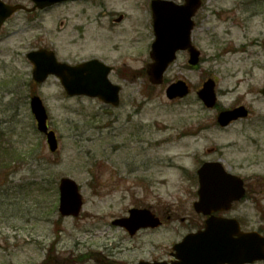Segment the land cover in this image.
Wrapping results in <instances>:
<instances>
[{"label": "rangeland", "instance_id": "1", "mask_svg": "<svg viewBox=\"0 0 264 264\" xmlns=\"http://www.w3.org/2000/svg\"><path fill=\"white\" fill-rule=\"evenodd\" d=\"M150 1L66 2L57 6L55 14L71 20L72 29L79 18L84 19L83 9L101 22L119 13L149 20ZM194 22L192 42L201 54L197 67H189L188 56L179 52L162 86L147 79L124 84L117 107L97 98L68 97L53 78L34 84L23 55L25 46L19 40L18 15L3 27L0 264H136L166 259L180 237L174 229L177 222L154 234L143 231L131 237L111 221L125 217L130 208L145 207L161 190H167L166 204L173 217L192 212L198 187L181 180L180 167L194 175L207 160L220 159L227 170L246 179L248 202L238 215L244 228L264 235V97L260 93L264 87V0H202ZM123 26L111 27L112 33L106 31L104 36H85L77 43H73L77 36L72 34V39L59 31L55 50L61 60L72 62L130 50L136 59L131 62L140 68L144 60L150 61L153 32L144 36L138 25L128 47L127 36L120 33ZM112 60L121 64L119 59ZM208 77L216 81L218 109L242 104L249 110L246 118L226 127L217 125L218 109H207L196 96ZM178 79L189 84L190 94L168 100L165 87ZM32 91L46 107L49 128L58 139L55 152H50L45 136L36 128L29 104ZM212 147L215 153H208ZM61 177L79 185L84 204L78 217H61L58 212ZM145 178L149 181L135 184L136 179ZM182 189H190L192 196Z\"/></svg>", "mask_w": 264, "mask_h": 264}, {"label": "water", "instance_id": "2", "mask_svg": "<svg viewBox=\"0 0 264 264\" xmlns=\"http://www.w3.org/2000/svg\"><path fill=\"white\" fill-rule=\"evenodd\" d=\"M43 7L60 0H35ZM201 6V0H184L178 4L171 0H152L154 41L150 56L153 63L149 66V77L152 83L160 84L163 73L169 63L175 58L177 50H189V64L199 61V51L191 45V31L194 27L192 17ZM20 8L19 5L9 6L0 2V25L11 13ZM28 58L34 64L33 78L42 82L48 74L59 77L62 86L69 96L87 95L99 97L106 103H119V87L110 83L107 78L108 67L89 61L77 66L56 61L53 53L32 52ZM215 82L209 78L203 82L197 95L206 107L216 103ZM187 84L178 80L166 89L169 99L187 95ZM261 93L264 95V88ZM30 106L36 119L37 129L45 133L46 141L51 152L57 150L58 143L54 131L48 130L47 113L38 96L31 98ZM247 111L244 107L221 111L217 122L227 125L238 117H244ZM199 175L200 200L195 209L204 214L209 213L208 206L217 198L239 199L243 193L242 181L238 177L225 172L219 162H206L197 171ZM231 199V200H230ZM83 200L77 183L62 177L59 181L58 211L62 217L79 215ZM146 209H130L127 217L112 221L113 225L123 227L129 235H134L140 228L154 227L158 223ZM175 260L167 262H146L137 264H246L264 260V237L256 231L242 232L235 219L210 217L205 229L187 235L181 242L173 246Z\"/></svg>", "mask_w": 264, "mask_h": 264}, {"label": "flooded vegetation", "instance_id": "3", "mask_svg": "<svg viewBox=\"0 0 264 264\" xmlns=\"http://www.w3.org/2000/svg\"><path fill=\"white\" fill-rule=\"evenodd\" d=\"M74 1H86V0H63L61 2L51 3L43 7L38 6L35 0H17V1L0 0L1 3H4L6 5L20 6V8L17 11H14L7 18H5V20L0 26V31L11 19H13L15 16L18 15V21H19L18 25L20 31L19 40L22 46L23 45L25 46L24 48L25 51L23 55L26 61L30 65L32 82L36 85L44 84L45 81L49 78H53L60 81L53 74H49L43 83H39L33 80L34 78L32 72L34 69V65L28 58V54L32 52H43L45 54L53 53L57 61L68 63L70 65H77L84 61H91V60H96L99 63H104L105 66L109 67L108 76H107L109 81L119 86V98L121 97V94L124 90V86H123L124 84L133 85L136 84L139 80H145V79H147V81L149 82L150 78L148 75V69L151 61H148V59L144 60L142 67L138 68L135 64L131 62V61L135 62L136 59L133 60V56L128 53L130 50L124 51V53L119 52V55L117 56H110V55L105 56L103 54H96L89 56L78 62L61 60L59 58V55L55 50L57 43V36H58L57 33L59 31L60 32L65 31L66 32L65 34L68 35L69 38L71 37L72 39L74 38L73 35H75V37L77 36L76 41L73 42V43H77L78 41H84L85 36L91 37L92 35H95L99 37L106 35L107 32L112 33L111 27L125 24V26L121 27L120 33L127 36L126 45L129 47L131 41L130 40L131 34L136 35L138 33L137 32L138 25L140 26L141 31H143L144 36H146V33L148 31L152 30V13H150L149 20H146L145 18L138 19L141 18V16L140 17L135 16L132 17L131 19L128 18V15L126 13H119L116 17L109 16L108 19L110 22L109 21L101 22V20L95 18L96 14L95 16H92V14L85 12L84 9L81 12L82 14L80 13L82 16H84V19L79 18L78 22L74 26V29H72L71 20L68 22V20L61 18V16L58 15V13L57 14L55 13L58 12L56 8L59 4H64L66 2L73 3ZM150 11H151V6H150ZM102 15H106V14L102 13ZM73 30H75L76 34L73 33ZM126 45L123 46L127 47ZM184 53L187 55L186 51H184ZM112 59H119L121 61V64L120 63L117 64V62L113 61ZM35 95H37L36 92L32 91L30 94V98ZM81 97H88V96H81ZM241 105L242 104L233 105L228 109H233ZM221 109H218V111H220ZM248 114H249V110H248ZM47 124H48V120H47ZM48 128H49V124H48ZM215 151H216L215 148L212 147L211 151H207V152L215 153ZM207 161H216V160H207ZM180 170L183 173L181 180H190V182L195 183L197 187L199 186L197 174L191 175L187 173L186 172L187 169L184 166H181ZM233 174L241 178V180L243 181V187L245 189V192L239 199H237L236 197L232 201H228V203L226 202L227 204L225 203L224 198L215 199L214 202L208 206L209 213L207 214L199 213L195 210V203L199 201L198 188L195 189L194 200L191 202L192 212L190 211V213L187 214L183 213L182 215H178L177 217H173V215L170 212V208H167L168 205L166 204V198H165L166 196H168L167 190H161L162 194L157 195L156 197L151 196L148 199L145 207H139V208L148 209L149 213L152 215L153 218H156L155 221L159 222V224L157 227L141 229L138 233L143 231H148L151 234H154L155 231L162 229L164 227H168L170 224L177 222V224H174L175 225L174 229L176 230L177 234L180 236L178 241H181L182 239H184L185 236L203 230L206 225V220L212 216L235 219L239 224L240 231L248 232L249 230L244 228V220L241 218L240 215H238L239 210L240 209L243 210V208L248 202L247 186L245 182L246 179H244L243 177H241L236 173ZM136 181L148 182L149 180H147L146 178L136 179L135 184ZM182 192L188 195L189 198L192 196L190 189L189 190L182 189ZM222 203H224V205H220ZM172 246H171V250L168 252V257L166 259L154 258L151 261L172 262L174 260Z\"/></svg>", "mask_w": 264, "mask_h": 264}]
</instances>
